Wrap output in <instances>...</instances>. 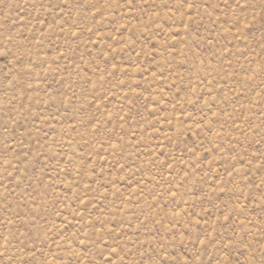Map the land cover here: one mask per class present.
Wrapping results in <instances>:
<instances>
[{"label":"rangeland","instance_id":"obj_1","mask_svg":"<svg viewBox=\"0 0 264 264\" xmlns=\"http://www.w3.org/2000/svg\"><path fill=\"white\" fill-rule=\"evenodd\" d=\"M0 264H264V0H0Z\"/></svg>","mask_w":264,"mask_h":264}]
</instances>
